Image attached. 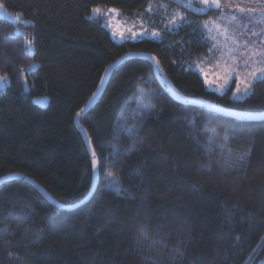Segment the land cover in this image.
<instances>
[{
    "label": "trees",
    "instance_id": "16d2710c",
    "mask_svg": "<svg viewBox=\"0 0 264 264\" xmlns=\"http://www.w3.org/2000/svg\"><path fill=\"white\" fill-rule=\"evenodd\" d=\"M154 1L0 0L18 18L0 17V75L11 82L0 87V179L23 174L63 204L81 202L94 169L75 116L129 53L154 56L183 98L264 112V80L237 100L234 84L211 91L191 68L210 55L204 23L219 10L181 8L184 23L160 39L123 42L92 11L146 18ZM140 89L153 106L142 118ZM80 123L99 162L94 196L64 211L25 181L0 186V264H264V122L180 103L133 58Z\"/></svg>",
    "mask_w": 264,
    "mask_h": 264
},
{
    "label": "rangeland",
    "instance_id": "374dc122",
    "mask_svg": "<svg viewBox=\"0 0 264 264\" xmlns=\"http://www.w3.org/2000/svg\"><path fill=\"white\" fill-rule=\"evenodd\" d=\"M218 2L219 8L212 6L211 0L208 4L201 3V0H157L151 3L146 18L142 16L129 19L115 8L102 9L94 16L103 18L113 38L123 42L144 38L160 39L163 30L173 31L184 23L185 14L181 8L197 14H204L213 9L219 10V15L211 17L204 23L205 32L212 44L210 55L200 59L191 68L202 74L211 91L222 94L234 84V97L242 100L251 93L253 85L259 81L253 78L252 73L260 75L257 70L264 68V19H262L264 0H218ZM240 8H244L245 12L241 13ZM112 9L115 11H111ZM233 16L236 17L235 20L232 19ZM0 17L13 21L18 19L2 4ZM156 24L162 25V29L158 30ZM0 77L3 78L0 80L1 88L11 83L8 77L1 75ZM25 85L28 87L27 82ZM34 101L42 107L49 104L47 96L37 97ZM152 107L148 93L140 89L137 117H145ZM108 179L109 184L116 187L115 180L109 176Z\"/></svg>",
    "mask_w": 264,
    "mask_h": 264
},
{
    "label": "water",
    "instance_id": "95a60500",
    "mask_svg": "<svg viewBox=\"0 0 264 264\" xmlns=\"http://www.w3.org/2000/svg\"><path fill=\"white\" fill-rule=\"evenodd\" d=\"M133 58H143L151 62L160 80L163 81L169 87L173 97L180 103L189 104L195 107L205 108L209 111L218 113L222 116H225V117H228L234 120H250V121L264 122V112L263 113H241V112H236L234 110L221 107L216 104L206 103V102H203L202 100L181 97L180 95L177 94L175 90V86L170 82V80L165 75V73L161 71L158 60L154 56L150 54H145V53H129V54L122 56L120 59H118L116 62H114L107 68L99 88L97 89V91L95 92L91 100L88 102V104L83 108L84 111L83 112L80 111L79 112L80 115L75 116V125L77 129L80 131L81 135L83 136L85 145L91 156L93 169H94L93 184H92V187L88 195L81 202L75 205H66V204H63L57 201L46 190H44L36 181H34L31 178L26 177L23 174H11V175L1 178L0 186H2L3 184L7 182L14 181V180L25 181L31 184L50 204L64 211H73V210L79 209L83 207L84 205H86L92 199V197L94 196L97 190L100 173H99V162H98L97 154L95 152V149L93 147L89 134L87 133L85 128L80 123V119L82 116L88 114L93 108V106L97 103L101 95L106 90L109 84V80L111 76L113 75L114 71L117 68H119L121 65L126 63L128 60L133 59ZM93 153H95V155H93Z\"/></svg>",
    "mask_w": 264,
    "mask_h": 264
},
{
    "label": "snow or ice",
    "instance_id": "6c2138e0",
    "mask_svg": "<svg viewBox=\"0 0 264 264\" xmlns=\"http://www.w3.org/2000/svg\"><path fill=\"white\" fill-rule=\"evenodd\" d=\"M201 3L208 4L209 3V0H201ZM211 5L212 6H215L217 8L220 7V4H219L218 0H211ZM92 11H93V14L96 15V14H99L101 10L99 8H94ZM111 11H115V9H112ZM250 11L251 10H249V12ZM240 12L241 13H244L245 12V9L244 8H240ZM232 19L235 20L236 17L233 16ZM262 19H264V14H262ZM26 23H31V21H26ZM153 35H156V33H153ZM28 43L31 44V41H28ZM257 71L260 73V75H257L256 72H253L252 73L253 78L255 80H264V68H260ZM2 79L3 78L0 77V80H2ZM237 91H239V88H237ZM247 91H248V86L245 87V92H247ZM145 107H147V105H145ZM83 111H84V109H81V112H83ZM77 115H80V113H77ZM93 155H95V153H93ZM242 164H243V161L241 162V166H242ZM111 175H113V174L112 173H109V176H111Z\"/></svg>",
    "mask_w": 264,
    "mask_h": 264
}]
</instances>
